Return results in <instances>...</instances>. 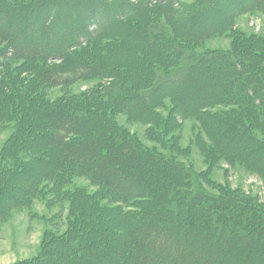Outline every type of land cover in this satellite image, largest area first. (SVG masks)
Wrapping results in <instances>:
<instances>
[{
    "label": "trees",
    "instance_id": "obj_1",
    "mask_svg": "<svg viewBox=\"0 0 264 264\" xmlns=\"http://www.w3.org/2000/svg\"><path fill=\"white\" fill-rule=\"evenodd\" d=\"M217 1L211 0L206 6V0L190 3L183 0H0L2 116L5 112L15 116L12 107H20L18 101L27 99V91L26 95L16 94L14 86L31 70L45 84L71 85L90 78L103 81L95 91L78 100L70 97L44 104L39 102L38 94L28 97L34 106H39L37 118H42L45 128L27 144L56 147L59 151L57 165L48 171L39 173L29 168L18 172L29 183L28 200L40 192L50 191L54 200L60 201V197L70 196L65 187L72 177L87 174L105 187L107 196L123 204L149 202L155 196L156 187L165 204L160 208L138 207L128 212L115 209L117 214L109 222L116 224L123 220L128 228L116 227L112 234L133 240L131 254L123 250L93 249L85 251L84 256L75 255L78 239L87 240L91 234L86 229L88 221L83 210L109 209L96 194L81 191L72 197L76 209H70L72 218L68 230L61 235L48 232L49 250L68 255L65 261L56 255L57 263L91 264L99 259L101 264H123V260L131 257V264H264V206L249 194L225 185L218 186L219 194L209 195L200 183L205 180V173L197 176L199 181L196 178L194 181L195 174L176 160V155L145 146L118 125L114 116L115 112H130L133 119L150 122L156 119L154 108L171 98L175 104L174 118L159 115L153 135L148 132L150 139L162 141L160 145L166 141V122L183 120L194 113L202 131L207 132L200 116L204 120L209 115L230 119L231 129L222 126L217 140L201 148L209 169L222 159L230 164L239 160L264 175L259 167L264 165V44L255 35L244 36L232 31L231 20L238 13L264 9V0H254L252 7L245 0H229V7L237 10L232 16L217 9ZM212 5L215 7L210 9ZM163 21L165 26L159 24ZM228 31L232 33L229 49L196 54V48L204 40ZM117 40L132 47L143 44L147 51V75L133 74L141 84L128 85L132 93L121 79L109 80L106 70L108 60L124 55L123 48L115 45L111 54L103 52ZM246 54L251 56V61L245 59ZM145 61H140L141 66ZM182 61H188L184 71L170 73ZM207 67L219 69L205 76ZM9 77L16 82H10ZM37 84L28 83L26 88L33 90ZM217 105L222 107L214 110ZM24 108L25 113L30 111L28 105ZM31 112L36 115L35 108ZM98 124L103 125L101 134L95 130ZM254 125L258 129L247 133ZM113 131L121 138H115ZM226 132L232 136L228 137ZM174 148L175 152L183 151L172 142ZM15 149L16 146L11 151L15 153L14 160L5 165L9 172L29 164L32 157L29 150L17 152ZM163 177L168 178L171 190L164 184L159 185V180L165 182ZM41 184H44L42 188ZM10 197L9 208L27 206L25 200ZM2 204L0 201V223L11 210ZM186 214L187 219L197 223L185 226L186 218L178 220V216ZM163 219H166L164 223L158 222ZM239 223L246 229H241ZM168 240H173L176 246L180 244L182 249L174 251ZM165 244L168 247L164 250L158 247ZM54 261L35 258L29 263Z\"/></svg>",
    "mask_w": 264,
    "mask_h": 264
},
{
    "label": "rangeland",
    "instance_id": "obj_2",
    "mask_svg": "<svg viewBox=\"0 0 264 264\" xmlns=\"http://www.w3.org/2000/svg\"><path fill=\"white\" fill-rule=\"evenodd\" d=\"M183 1L190 3L194 0ZM245 1L249 4V6H254V0ZM210 2L211 0H206V6H209ZM215 3L217 4L216 8L224 11V13L228 16H232V14H235L237 11L236 9L229 7V0H218ZM210 7V9H212L215 6L212 5ZM231 20L233 25L232 31H239L244 36L255 35L260 38L262 40V44H264L263 8L252 9L244 13H238ZM159 24L165 26L164 21L160 22ZM115 42L116 43H114L111 47H106L103 49L104 54H111L112 47H114V45L117 47H122L125 52L121 58H111L108 60L106 70L108 72V76L111 77L109 80L112 81L121 79L125 86L130 89L128 92L132 93L131 91H133V89L131 90L128 85L131 83H134L135 86L137 84H141L133 78V74L140 72L142 75H147L148 67L146 66L145 61L147 51L143 44H140L137 47H132L131 44H126L122 40H117ZM231 44L232 33L228 31L219 36L204 40L200 46L196 48V54L212 49L226 50L232 46ZM2 45L3 44L0 41V47H2ZM154 53L156 54L158 52L154 51ZM241 57L243 58V56ZM244 57L249 61L252 59L249 54H246ZM137 58L139 59L137 60ZM142 60L145 61L143 66H141L140 63ZM258 60L261 61L260 59ZM187 62L188 61H182L181 63L183 64L170 70V73H182L188 64ZM218 69L219 68L212 69L211 67H207L204 69L205 76L213 75ZM24 76L27 77L23 79V81H18V86H14V89L17 90L16 94L19 93L22 95H26L27 91L28 96L26 95L27 99L22 100L23 102L21 100L18 101L17 106L20 107H12L11 110H15V116L6 112L4 116H2V106L4 104L1 103L2 106H0V201L3 203L2 205H4L6 209H11L9 207L12 206L8 204L11 202L10 196H17L27 202L26 207L16 209L13 207L11 210H9L5 220L0 223V264H22L23 262L28 264L31 259L35 258L36 260L38 259L40 261L43 259L49 260L50 258L52 261L55 260L54 263L51 264H61V262H56V255H58L60 260L65 261L68 257L67 254L60 252L53 253L52 250H49L47 246L48 241H50L48 238V232L61 235L68 230L72 218L70 209L74 207L72 197L74 198L76 195H79L81 191H85L91 195L96 194L97 197L99 196V199L97 197H95V199L101 200L102 203L107 205L112 211L109 209V211L106 210L100 212L95 210L89 211L88 209L83 210L85 219L88 221L86 229L88 228L90 230L89 233L91 234L88 235L87 240L81 238L78 239V247L75 255L80 253L82 256H84L85 251L88 252L90 250L92 251L93 249L96 251H102L103 249H106L109 252L110 250L113 252H119L123 250L124 253L131 254L133 251V240L131 241L129 237L124 235V237H119L112 234L114 228L119 226L121 228L122 225L128 228V224L125 221L123 222V220H120L115 224L113 221L109 222V219L111 220L112 217L117 214L115 211L116 208H122V210L125 212L127 210L128 212L130 210H138V207H141L143 210H145L149 207L160 208L161 206H164V201L159 196L161 192L158 191V187H156V181H153L156 188L155 196L152 198V200L149 202L138 201L130 203L129 205L118 202L115 199L113 200L109 195L107 196L105 194V187H103L101 183L94 181L93 178L87 174L84 176L82 174L73 176L70 184L66 185L65 187V190L70 192V196H67L69 194H66V197H60V201L54 200V194L50 191H46L47 193L44 194L40 192L41 194L39 193L37 196H33V198L29 197L28 200L26 193L30 191L29 183L24 181L22 175L18 173L22 169L26 171L29 168H33L34 171H38L39 173L48 171L53 166L57 165V155L59 152L56 147L48 148L40 145L34 146L27 144L28 140L37 138V136L41 134L45 128L43 125V120H41L42 118H37L39 112H37L36 109L39 110V108H37L39 106H34L33 102H30L28 97L38 94V99H41L39 102L44 104L57 103L61 99L67 100L70 97H76L78 100L81 99V97H84L86 93L95 91L96 88L100 87V83L103 82L102 79H81L71 85H53L40 83L37 79V73L32 70L30 72H26ZM9 81L12 83L16 82L12 78L9 79ZM35 82H38L36 88L33 87V90H27L26 84ZM122 94L123 93H120L119 95ZM5 104H7V101H5ZM24 105H28L27 110H30L27 111V113L24 112V109L26 108H24ZM174 105V101L171 98H167L161 104H158L154 108L156 119L154 118V120L150 122L133 119L130 112H115L114 116L118 125L127 129L130 134L135 135L145 146L150 148L158 147L160 151L168 153V155H176V160L181 162L185 167L189 168L195 174L193 176L194 181L195 178L196 181H199L197 176L202 177V175L205 173V180H202L200 183L204 186V191L209 195H215L217 193L219 194L220 189L218 186L225 185L230 189L239 190L245 194H249V196L253 197L257 203L264 206V175H262L258 169L248 166L239 160L230 164L224 159L220 160L214 168L209 169V165L205 160L201 149L202 146L210 145L216 141L217 134L222 131V126H226L227 128L231 129L230 127H232V123L230 119L226 121L209 115L208 117L206 116L204 120L203 117L200 116L201 121L205 123L207 128V132H204L200 127L199 120L194 116L193 113L183 120L177 119L176 121L165 123V127L168 131L167 136L164 137L166 141L163 144H159L161 140L154 141L148 137V132L150 135H153V129L154 126L158 124L157 122L159 120V115L166 117L171 115V118H174ZM32 107L35 108L34 113H36V115H31L33 114L31 112L33 111ZM221 107L222 106L220 105L214 106V110ZM7 109L10 110V107ZM102 126V124L95 125L97 134L102 133ZM256 129H258V126L254 125L251 126L246 132L253 133ZM111 133L114 134L115 138H121L120 135L117 137L114 131ZM230 133L231 132L227 133L228 137L232 136V133ZM172 142L183 150L182 153L175 152V148L172 149ZM15 146V150L17 152H20L21 150H29L32 157L29 164L23 165L22 167L18 166V171L10 170L9 172L6 170L5 165L8 164L10 160H14L15 153L11 154V151L13 148H15ZM161 146H165L167 150ZM160 165H163L162 162H160ZM259 167L264 170V165H259ZM163 179L165 182L161 183L162 180H159V185L161 186L164 184L165 186L169 187V190H171L172 188L168 178L163 177ZM43 186L44 184L39 185L41 188ZM209 200L211 199H206L207 202H209ZM86 205L89 206L87 203ZM74 208L76 209V207ZM185 218V226L197 223V220H189V218L187 219V214L185 216H178V220L180 221H183ZM199 220L203 222L201 217H199ZM165 221L166 219H163L162 222L158 220L160 223H164ZM171 222L174 221L171 220ZM241 229L244 230L246 227L242 226L241 224ZM92 231L95 232L93 236ZM120 232L122 235V231ZM84 233H86V230ZM106 241L109 243L106 244ZM168 241L171 242L169 247L174 249V251L182 249L180 244H177L178 246H176V244L173 243V240ZM54 242L55 241H51V243ZM158 247L161 248V250H164L168 247V245H158ZM131 261V257H128L123 260V264H131ZM70 264H75V262H71ZM91 264H101V261L96 259ZM114 264L121 263L115 262Z\"/></svg>",
    "mask_w": 264,
    "mask_h": 264
}]
</instances>
